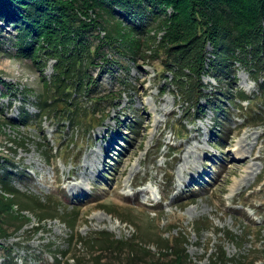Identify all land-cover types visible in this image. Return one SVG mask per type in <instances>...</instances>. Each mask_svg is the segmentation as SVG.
Instances as JSON below:
<instances>
[{
	"label": "rangeland",
	"instance_id": "1",
	"mask_svg": "<svg viewBox=\"0 0 264 264\" xmlns=\"http://www.w3.org/2000/svg\"><path fill=\"white\" fill-rule=\"evenodd\" d=\"M116 16L125 15L117 11ZM16 39L14 20L0 16V150L5 160L0 175L12 172L13 186L39 200L48 217L39 225L35 211L18 212L13 205L15 214L29 221L19 229V219L8 221L10 228L3 224L10 234L0 238L6 247H0V264H58L53 255L65 260L66 250V257L77 251L84 254L83 264H94L97 253L77 243V235L71 238L70 224L80 235L104 230L141 241L152 252L159 250L158 235L185 229L188 255L197 264H208L219 243L230 258L258 257L254 264H264V116L254 119L257 126L251 119L244 126L245 112L258 101L249 105L247 98H239L258 93L255 64L234 61L221 81L205 75V92L222 95L212 100L223 110L210 109L203 98L206 110L195 116L172 81L156 74V61L134 64L107 50L111 63L98 60L90 66L97 79L93 98L112 91H121V97L97 105L89 97L80 99L87 108L109 112L103 125L85 132L46 116L33 125H13L7 119L20 121L23 110L36 115L44 79L50 81L55 63L46 59L40 69L18 55ZM212 50L207 46L208 61ZM122 80L124 90L118 87ZM127 117L137 122L131 143L125 140L128 120L122 125L117 120ZM181 124L187 127L178 137ZM1 188L0 194H6Z\"/></svg>",
	"mask_w": 264,
	"mask_h": 264
},
{
	"label": "trees",
	"instance_id": "2",
	"mask_svg": "<svg viewBox=\"0 0 264 264\" xmlns=\"http://www.w3.org/2000/svg\"><path fill=\"white\" fill-rule=\"evenodd\" d=\"M117 11L125 16L117 18ZM0 16L14 20L19 56L30 59L40 69L45 66L46 59L55 60L50 81L44 79L38 112L32 117L23 110L20 121L7 119L13 125L17 122L33 125L37 118L41 121L45 116L81 126L85 132L103 125L110 117L109 112L100 113L96 108H87L80 99L89 97L93 105H97L101 101L114 102L121 97V91H112L97 100L93 98L97 79L90 73V66L97 64L98 60L111 63L106 57L107 50L116 51L134 64L156 61V74L172 81L179 98L195 116L206 110L201 105L203 98L209 102L210 109L223 110L218 102L212 100L220 99L222 95L219 96L217 91L213 96L205 92L206 86L202 81L205 75L221 81L234 61L255 64L257 73L264 72V0H0ZM98 30H103L104 34L100 35ZM207 46L213 48V58L209 61ZM42 56H45L44 60ZM117 63L123 67L120 61ZM168 73L172 76L169 77ZM257 73L253 76L259 86L255 98L239 95V98H247L249 105L254 99L258 101L249 113L245 112L244 126L249 123L257 126L259 122L254 119L264 116V76ZM118 87L124 90L125 80ZM248 119H251L249 123ZM117 120L121 125L128 120L130 133L125 135V140L131 143L129 137L137 122H131L128 117ZM184 127L187 126H176L178 137H183L181 131ZM60 149L63 148L59 146L57 150ZM53 150V147L49 148L47 159H53ZM1 153L0 150V166L4 160ZM70 156L74 157V154L70 153ZM11 177L12 172L9 171L0 175L1 189L9 196L0 194V238L10 234L4 223L10 228L8 221L19 219L21 223L15 224L19 229L29 221L26 215L15 214L13 205L19 207L18 212L35 211L39 225L48 217L41 202L19 192ZM39 225L34 229L39 230ZM69 226L74 231L71 238L77 235V243L87 248L89 253H97L92 257L94 264H197L188 255L185 229L168 237L158 235L159 250L152 252L135 239L116 238L104 230L83 236L74 224ZM68 252H62L65 260L53 255L58 264L62 261L64 264H83L84 254L81 256L74 251L66 257ZM211 255L208 264H254L258 258H230L221 243L216 245ZM146 257H149L148 262L144 260Z\"/></svg>",
	"mask_w": 264,
	"mask_h": 264
}]
</instances>
